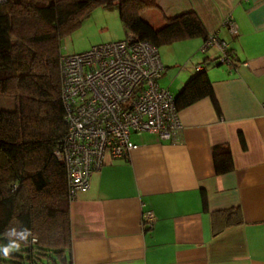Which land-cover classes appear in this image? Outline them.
<instances>
[{
  "label": "crops",
  "instance_id": "1",
  "mask_svg": "<svg viewBox=\"0 0 264 264\" xmlns=\"http://www.w3.org/2000/svg\"><path fill=\"white\" fill-rule=\"evenodd\" d=\"M160 3L164 11L153 7L145 15L152 24L192 9L221 44L202 51L205 41L196 36L160 49L159 85L170 90V63L186 60L175 97L206 62L215 97L180 109L183 127L172 139L132 132L138 147L93 171L90 187L70 201L72 264H264V0ZM220 143L232 155L225 173L214 165ZM230 207L240 209L241 222L215 232L213 214L220 226V212Z\"/></svg>",
  "mask_w": 264,
  "mask_h": 264
},
{
  "label": "trees",
  "instance_id": "2",
  "mask_svg": "<svg viewBox=\"0 0 264 264\" xmlns=\"http://www.w3.org/2000/svg\"><path fill=\"white\" fill-rule=\"evenodd\" d=\"M161 0H3L0 2V96L12 97L0 107V245L9 228L27 227L35 243L0 264H72L68 172L56 154L68 131L62 97V38L79 27L96 6L117 11L126 35L157 47L189 37L207 41L203 21L192 10L168 16L160 25L145 15ZM208 63L195 67L174 97L180 110L203 97H215ZM242 145L245 138L240 135ZM217 173L232 168L227 143L213 146ZM218 213V212H217ZM213 214L214 231L241 222L240 209Z\"/></svg>",
  "mask_w": 264,
  "mask_h": 264
},
{
  "label": "built area",
  "instance_id": "3",
  "mask_svg": "<svg viewBox=\"0 0 264 264\" xmlns=\"http://www.w3.org/2000/svg\"><path fill=\"white\" fill-rule=\"evenodd\" d=\"M230 30L237 32L234 23ZM213 42L221 44L211 36L202 51ZM61 61L68 131L56 154L65 161L71 197L90 187L93 171L107 157L123 158L138 147L132 132L148 130L170 140L183 127L174 96L159 85L164 64L152 42L127 35L65 53ZM147 218L151 222L153 215Z\"/></svg>",
  "mask_w": 264,
  "mask_h": 264
},
{
  "label": "rangeland",
  "instance_id": "4",
  "mask_svg": "<svg viewBox=\"0 0 264 264\" xmlns=\"http://www.w3.org/2000/svg\"><path fill=\"white\" fill-rule=\"evenodd\" d=\"M125 35L126 33L117 11L96 6L79 27L62 38L61 46L64 53L79 52L97 43L121 39L125 37ZM171 44L173 43L162 44L159 50L163 48L169 49L172 47ZM196 54L193 53L191 56H195ZM185 62L186 60H178L175 64L174 62L170 63L171 66L169 70H173L168 74L169 79H166L168 82L166 85H169L171 89L169 90L164 87L168 89L170 93L171 90L180 87L182 84H180V82L185 78L184 75L187 69L184 65ZM160 80L161 79H159L158 82H160ZM13 100L14 99L9 96H0V107L10 106L9 104L14 102Z\"/></svg>",
  "mask_w": 264,
  "mask_h": 264
},
{
  "label": "clouds",
  "instance_id": "5",
  "mask_svg": "<svg viewBox=\"0 0 264 264\" xmlns=\"http://www.w3.org/2000/svg\"><path fill=\"white\" fill-rule=\"evenodd\" d=\"M4 235L7 239V243L0 245V256L4 259H8L14 252H20L21 244L29 243V237L32 238V243L36 241V237L27 227H21L19 229L15 227L9 228L5 231Z\"/></svg>",
  "mask_w": 264,
  "mask_h": 264
},
{
  "label": "water",
  "instance_id": "6",
  "mask_svg": "<svg viewBox=\"0 0 264 264\" xmlns=\"http://www.w3.org/2000/svg\"><path fill=\"white\" fill-rule=\"evenodd\" d=\"M3 0H0V2H2Z\"/></svg>",
  "mask_w": 264,
  "mask_h": 264
}]
</instances>
